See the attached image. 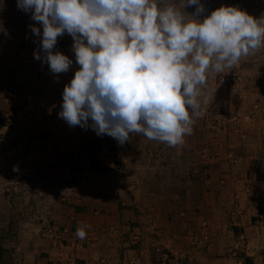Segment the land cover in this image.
Segmentation results:
<instances>
[{"label": "crops", "instance_id": "obj_1", "mask_svg": "<svg viewBox=\"0 0 264 264\" xmlns=\"http://www.w3.org/2000/svg\"><path fill=\"white\" fill-rule=\"evenodd\" d=\"M201 3L204 15L237 3L264 18V0ZM30 15L15 11L25 17L12 35L20 49L0 52V193L10 173L25 182L14 181V191L23 185L30 192L28 204L0 198L2 255L12 264H245V258L264 264V48L209 77L200 98L204 113L182 146L135 132L119 145L59 118L74 72L58 80L49 67L45 79L38 73L46 63L33 57L39 38L28 26L41 33L42 27ZM57 40L58 51L63 47L79 67L71 37ZM107 137L113 151L93 157L108 170L92 172L86 144L97 139L104 148ZM203 148L216 158L202 156ZM83 225L90 228L81 240L75 232Z\"/></svg>", "mask_w": 264, "mask_h": 264}, {"label": "clouds", "instance_id": "obj_2", "mask_svg": "<svg viewBox=\"0 0 264 264\" xmlns=\"http://www.w3.org/2000/svg\"><path fill=\"white\" fill-rule=\"evenodd\" d=\"M16 6L41 25L42 33L28 26L39 38L33 57L57 80L73 64L53 51L57 38L73 41L79 69L63 88L59 118L119 145L135 132L182 146L204 113L200 98L209 77L264 48V18L237 6L208 15L201 0L164 7L158 0H16ZM192 6L188 18L185 8ZM87 228L78 227L76 237L85 239Z\"/></svg>", "mask_w": 264, "mask_h": 264}, {"label": "rangeland", "instance_id": "obj_3", "mask_svg": "<svg viewBox=\"0 0 264 264\" xmlns=\"http://www.w3.org/2000/svg\"><path fill=\"white\" fill-rule=\"evenodd\" d=\"M211 2L212 3L210 4L211 5L210 7H213V5H215V7L217 6V3L216 4L213 3L214 1H211ZM14 4H16V0H0V52L1 53H4L6 51H17V49H20V47L18 46L17 43H15V45H13L14 43L12 41V38L14 36H12V35H14V31H17L19 29L16 26H14L15 22H17V23H19L21 25V23H23L25 17L24 16H21L19 18L18 17H14L15 11H18L17 10V6L14 5ZM16 19H18V21ZM60 48H62V50L60 52L63 53L64 52V48L63 47H60ZM57 50L58 49L55 47V49L53 51L55 52ZM9 55H12V54H9ZM26 64L27 63H25L23 65H26ZM75 65H76V63H75ZM47 67H48L47 64L46 65L41 64L39 69H38V73L42 75L43 79H45L46 76L44 77V74L41 73V70H43V73H45L47 75ZM71 68L72 69L69 70V72H74V73H75V69H77V70L79 69V67H76L74 69L73 66ZM11 97H13V96H11ZM96 140L97 139H93L90 142H93V141H96ZM103 140L106 141V144H105L104 148L101 145L102 149H101V151H99V154H101V156H102L104 154L103 153V151H104L106 155H109V153L113 151V150H108L107 149V147H109L110 138L107 137V139L105 138ZM99 141H101V140H99ZM110 156H112V155H110ZM114 167H116V165H114ZM14 181H17L19 184L25 185L24 184L25 182L21 183V179H19V178L14 179L12 174L10 173L9 175L6 176V179L4 181V183H8L6 185V188L8 190L5 193H0V198H2L4 195H7V194L11 198L12 197L15 198L17 196L18 198L17 199L15 198V200L21 201V203L23 204L24 202L27 201L24 198L28 197V195H30V192H26L25 188H23V185H22V190L14 191L13 190V186H12V183ZM11 198H9V199L11 200ZM35 201H37V200H34V202ZM26 203L28 204V202H26ZM30 211L31 210H28L26 214H29ZM30 214H32V213L30 212ZM0 255H2L1 252H0ZM0 264H12L11 258H9L5 254H3L2 257L0 256Z\"/></svg>", "mask_w": 264, "mask_h": 264}, {"label": "trees", "instance_id": "obj_4", "mask_svg": "<svg viewBox=\"0 0 264 264\" xmlns=\"http://www.w3.org/2000/svg\"><path fill=\"white\" fill-rule=\"evenodd\" d=\"M107 139V138H106ZM106 143V141H104ZM86 149L87 151L90 153L91 155V159L89 160V166H90V170L92 172H95V173H105L108 169L104 167L102 161H100L99 159H97V157H93V154L94 152L96 151H101L102 147H101V141L99 140H96V141H93V142H88L86 144ZM108 150H113V142L112 140L110 139V142H109V147H107ZM245 264H252L251 260L248 259V258H245ZM51 264V263H50ZM58 264V263H56Z\"/></svg>", "mask_w": 264, "mask_h": 264}, {"label": "built area", "instance_id": "obj_5", "mask_svg": "<svg viewBox=\"0 0 264 264\" xmlns=\"http://www.w3.org/2000/svg\"><path fill=\"white\" fill-rule=\"evenodd\" d=\"M234 6H237V3H235ZM41 73L44 74V77L46 76V74L43 73V70H41ZM221 124H222V120H221V119H217V120H216V125H217L218 127H220ZM201 154H202V156H204V157H205L206 159H208V160H214V159L216 158V156H217V155H209V154H208V151H207L206 148H203V149L201 150ZM73 262H74L73 259L68 260V264H73Z\"/></svg>", "mask_w": 264, "mask_h": 264}]
</instances>
